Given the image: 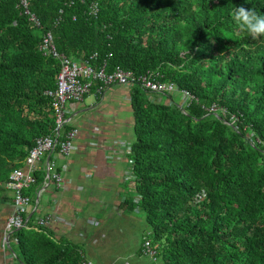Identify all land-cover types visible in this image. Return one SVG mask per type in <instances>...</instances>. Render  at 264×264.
<instances>
[{"label": "trees", "instance_id": "obj_1", "mask_svg": "<svg viewBox=\"0 0 264 264\" xmlns=\"http://www.w3.org/2000/svg\"><path fill=\"white\" fill-rule=\"evenodd\" d=\"M236 6L264 15V0H32L35 28L17 0H0V209L12 202L11 172L56 127L45 92L59 64L39 51L50 31L72 61L96 54L107 71L157 72L197 100L181 110L139 87L130 97L131 206L162 264H264V37L238 29ZM43 175L26 192L33 201ZM34 218L10 237L20 264H82L77 246L34 230Z\"/></svg>", "mask_w": 264, "mask_h": 264}, {"label": "crops", "instance_id": "obj_2", "mask_svg": "<svg viewBox=\"0 0 264 264\" xmlns=\"http://www.w3.org/2000/svg\"><path fill=\"white\" fill-rule=\"evenodd\" d=\"M110 88L101 98L90 94L75 105L74 128L80 112L92 114L98 107L110 103ZM131 93L132 88H129L128 93L122 94L129 103ZM89 118L86 132L75 128L74 149L68 157L55 152L43 160L45 163L49 159L54 164L51 173L60 175L64 187L57 188L51 181L29 207L27 218L50 215L51 220L43 231L58 244L77 246L82 264L88 261L93 264H162L159 258L152 261L141 255V245L149 239L151 230L144 213L131 206L135 193L125 179L131 170L130 157L113 153L114 143L128 145L132 141L101 136L104 126ZM125 201L129 202L128 206ZM10 213L11 203L0 209V245ZM0 264L20 263L0 248Z\"/></svg>", "mask_w": 264, "mask_h": 264}, {"label": "built area", "instance_id": "obj_3", "mask_svg": "<svg viewBox=\"0 0 264 264\" xmlns=\"http://www.w3.org/2000/svg\"><path fill=\"white\" fill-rule=\"evenodd\" d=\"M31 1L17 0V7L24 16H27L33 27L39 28V20L29 10ZM89 9L92 16H95L98 12L96 4H92ZM39 51L42 56L52 58L59 64L55 88L45 92V95L52 101L56 127L53 136H45L35 141L33 148L23 161V168L11 172L5 184V188L11 192L12 202L11 213L4 225L0 248L3 252H9V256L12 259H15V255L10 250V237L13 232L27 227L29 207L34 201L26 192L37 184L35 173L41 172L44 177L40 187L35 190L34 200L40 197L51 181L57 188L64 187L60 175L56 172L51 173L55 167L54 164L49 159H46L45 163H43V160L55 152L64 158L68 157L74 149V140L77 135V130L72 126L74 107L85 96L93 94L101 98L105 91L113 86L139 87L150 94L156 102H160L161 97L164 96L165 101L161 100V102L165 105H173L175 98H179L177 103L181 110L188 107L192 102L197 103V100L188 92L179 90L172 83L162 82L160 80L161 76L157 72H147L144 75L136 76L118 67L107 71L106 63L99 66L95 64L96 54L83 60L72 61L56 50L53 35L50 31L42 35ZM207 110L216 113L218 109L215 106H211ZM221 111L224 112L223 110ZM64 126H68V130L64 131ZM114 146L115 150L113 153L130 157L131 144L127 145L120 142L114 143ZM130 168L131 170L125 179L132 185L135 193L136 178L132 171L131 159ZM133 201L134 203L139 201L136 193ZM50 220V215L44 217L35 216L32 228L36 231L40 230ZM156 251L149 240H145L141 245V255L150 258L152 261L157 258ZM83 264L93 263L88 261Z\"/></svg>", "mask_w": 264, "mask_h": 264}, {"label": "rangeland", "instance_id": "obj_4", "mask_svg": "<svg viewBox=\"0 0 264 264\" xmlns=\"http://www.w3.org/2000/svg\"><path fill=\"white\" fill-rule=\"evenodd\" d=\"M125 88V89H124ZM123 86H114L110 88V103L98 107L94 113L80 112L75 119L74 126L80 132H86L89 117H93L100 125L104 127L100 131V135L104 137H117L124 140L134 141V134L132 130L133 118L130 103L124 100V94L129 92V88ZM109 96V95H108ZM109 98V97H108ZM165 101L162 96L160 102ZM179 98H175L177 103ZM163 103V102H162ZM178 104V103H177ZM99 133V132H98Z\"/></svg>", "mask_w": 264, "mask_h": 264}, {"label": "clouds", "instance_id": "obj_5", "mask_svg": "<svg viewBox=\"0 0 264 264\" xmlns=\"http://www.w3.org/2000/svg\"><path fill=\"white\" fill-rule=\"evenodd\" d=\"M232 20L242 32L248 33L253 38L264 37V15H259L251 8L247 10L236 6L231 12Z\"/></svg>", "mask_w": 264, "mask_h": 264}, {"label": "water", "instance_id": "obj_6", "mask_svg": "<svg viewBox=\"0 0 264 264\" xmlns=\"http://www.w3.org/2000/svg\"><path fill=\"white\" fill-rule=\"evenodd\" d=\"M29 219V218H28Z\"/></svg>", "mask_w": 264, "mask_h": 264}]
</instances>
